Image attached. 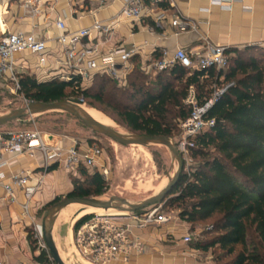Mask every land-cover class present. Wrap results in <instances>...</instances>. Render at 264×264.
Here are the masks:
<instances>
[{
  "label": "trees",
  "instance_id": "trees-1",
  "mask_svg": "<svg viewBox=\"0 0 264 264\" xmlns=\"http://www.w3.org/2000/svg\"><path fill=\"white\" fill-rule=\"evenodd\" d=\"M225 53L232 54L225 72L214 67L190 70L176 63L153 73L134 54L130 58L133 68L123 85L102 73H94L84 85L78 76L68 81L56 76L42 80L22 73L17 92L27 101L75 98L97 102L129 132L176 139L179 123L190 114L185 103L189 89L193 87L202 104L215 89L210 84L217 88L226 84L206 113L214 126L198 136L189 151V158L196 162L182 171L177 186L159 205L177 210L191 228L210 222L205 239L189 242L193 249L220 251L216 258L229 259L226 264H264V59L236 49ZM55 168L50 166L47 173ZM76 171L81 177L72 181L66 197H100L106 192V181L98 170L80 165ZM56 202L57 198L47 206ZM88 217H82L74 228ZM34 261L51 264L44 250Z\"/></svg>",
  "mask_w": 264,
  "mask_h": 264
},
{
  "label": "crops",
  "instance_id": "crops-1",
  "mask_svg": "<svg viewBox=\"0 0 264 264\" xmlns=\"http://www.w3.org/2000/svg\"><path fill=\"white\" fill-rule=\"evenodd\" d=\"M41 1L42 11L36 16H30L23 6V0H0V36L6 31H21L34 34L46 44L44 65L39 63L36 55L28 51L15 54L17 74H32L42 80L55 76L56 72L51 71L56 70L54 60L63 57V46L57 41L60 32L55 26L56 20L64 22L66 32L88 29L85 40L97 44L99 55L118 45L127 49L135 48V55L143 65L155 59L154 53L159 54L162 49L170 53L178 47L196 49L205 39L226 49L246 51L249 55L264 59V0H171V3L145 0V16L139 20H132L123 14L125 0ZM223 1H230V7H221L220 2ZM174 14L193 24L195 28L178 31L170 24V18ZM160 15L164 17L160 19ZM94 19L103 23L113 22L109 40H104L103 35L93 30ZM230 55L227 56L228 59ZM228 66L229 63L224 70L215 69L225 72ZM222 80L223 76H220L219 81ZM8 82V74L5 73L1 77L0 87L4 88ZM219 86L225 87L226 84L220 83L218 88ZM208 87L216 88V85L210 84ZM60 140L65 147L71 145L70 138ZM83 146H88V143ZM2 161L11 164L0 168L5 177L0 183V262L32 264L29 261L31 255L27 237L30 221L38 207L48 204L50 195L59 190L61 186L58 180L64 181L68 172L73 171L55 164V170L46 173L41 183H38L41 180L38 160L25 156L14 159L11 155H3ZM25 172L30 173L27 185L35 188L29 201L27 216L21 209L24 202L21 189H15L14 203L2 201L5 196L2 185L8 183L11 175ZM130 230L133 236L140 238L144 251L141 254H131L127 264H212L208 261L207 252L193 249L190 243L183 242V237L192 236L196 231L181 220L178 214L167 223L142 229L132 222Z\"/></svg>",
  "mask_w": 264,
  "mask_h": 264
},
{
  "label": "built area",
  "instance_id": "built-area-1",
  "mask_svg": "<svg viewBox=\"0 0 264 264\" xmlns=\"http://www.w3.org/2000/svg\"><path fill=\"white\" fill-rule=\"evenodd\" d=\"M150 1L171 3V0ZM23 6L30 16H36L42 11L43 3L41 0H23ZM220 6L229 8L230 1L220 2ZM145 9V0H125L123 14L132 20H139L145 16ZM163 17V15L159 16L160 19ZM170 24L178 31L195 28L193 24L181 19L177 14L170 18ZM55 26L60 32L57 41L63 46V57L54 60L56 70H51L56 72L55 76L58 79L68 81L73 76H78L81 85H84L89 83L94 73H102L107 74L120 85L125 84L127 76L132 70L130 58L136 53L135 48L127 49L118 45L99 55L97 44L85 40L89 33L88 29L66 32L62 20H56ZM92 28L103 35L104 40H109L113 32V22L103 23L94 19ZM45 50V41L37 38L34 34H25L21 31L4 32L0 36V82L2 75L7 73L9 81H12L15 89L18 90L15 54L28 51L36 55L39 63L44 65L46 61ZM225 50L224 46L205 39L203 44L196 49L187 50L178 47L172 53L162 49L159 52V57L146 64V68L156 73L178 63L190 70L209 67L224 70L228 63ZM48 72L46 71V73ZM225 87H216L211 96L202 104L198 102L193 87L189 89L185 103L190 106V114L179 123V133L174 139L182 157L188 158L189 151L195 147V139L214 126V120L208 119L206 113L208 107L220 96ZM23 100L25 104L28 102L24 97ZM60 139L37 130H0V168L11 164V162L2 161L3 155H11L14 159L25 156L39 161L41 180L38 183H41L47 169L55 164L63 166L69 171H74L83 165L90 170H98L103 178L107 175V169L101 160L103 151L96 143L84 147L86 142L71 139V145L65 147L61 145ZM29 178V172L11 175L8 178V183L2 185L5 191L2 201L8 204L16 201L15 189L23 191L24 202L21 204V209L26 216L29 214V201L35 189L27 185ZM4 179V174L0 171V183ZM160 208V205L149 208L142 216H133L131 222L120 217L121 215H89L85 221L73 228V250L68 254V257L78 264H111L114 262L127 264L131 254H141L144 251V244L140 238L131 233L132 222L140 229L167 223L172 218L160 212ZM82 217L84 216L73 221V224ZM38 234L42 239L41 233ZM191 240V235L183 237L184 243H189ZM0 264L3 263L0 262Z\"/></svg>",
  "mask_w": 264,
  "mask_h": 264
},
{
  "label": "rangeland",
  "instance_id": "rangeland-1",
  "mask_svg": "<svg viewBox=\"0 0 264 264\" xmlns=\"http://www.w3.org/2000/svg\"><path fill=\"white\" fill-rule=\"evenodd\" d=\"M19 74L20 73L16 74L17 78ZM24 104L25 102L22 95L17 92L12 81H9L8 85L4 88L0 87V115L12 110V108ZM83 104L86 109L107 119L111 126H114L117 129L127 130L117 120L104 112L103 107L97 102L90 103L89 101H84ZM0 130H37L44 134L59 138H70L78 142L90 141L96 143L103 151L102 164L108 172L104 177L107 184V190L102 196H100L104 199L119 197L130 202L143 201L165 186L168 181V176L172 175L176 167V162L172 165L167 149L162 146H123L116 144L103 136L91 132L78 120L65 113L54 112L24 119L0 127ZM183 161V172L188 171L191 163L196 162L189 157H183ZM80 177L79 171H73L70 173L68 172L64 181L58 180L59 186L61 187L50 195V202L56 198L60 201L62 198L66 197L67 193L72 189V181L75 178ZM51 206L52 204L49 206H47V204L40 205L34 213L30 221V227L27 230L28 243L30 246L29 251L31 255L29 261H31L32 264H37L34 261V257L38 256L41 250H44L47 253L46 249L43 248L44 244L38 233H41L42 217L46 210ZM148 209L149 208H146L138 214L125 213L120 217L126 221H131L133 216L140 217ZM76 211H79L78 206H71L62 210L55 222L54 233L52 234L59 254L66 264H78L68 257V254L73 250L72 232L76 224L71 222V217ZM104 212L105 211L81 212L75 216L74 219L83 215L86 216V214L95 215L103 214ZM160 212L171 216V218L178 214L177 210L166 208L163 204H161ZM193 230L196 232L191 238L205 239L203 238V233L209 232L210 222L197 224L193 227ZM236 250L239 251L240 247H237ZM207 255L208 261L212 264H226L229 261L227 258L223 260L220 258L217 260L216 255H221L220 251L210 250L207 252ZM51 264H53L52 261Z\"/></svg>",
  "mask_w": 264,
  "mask_h": 264
},
{
  "label": "water",
  "instance_id": "water-1",
  "mask_svg": "<svg viewBox=\"0 0 264 264\" xmlns=\"http://www.w3.org/2000/svg\"><path fill=\"white\" fill-rule=\"evenodd\" d=\"M79 103H83V101L81 99L75 98H65L50 102L28 101L26 104L12 108V110L0 115V127L49 113H65L78 120L91 132L103 136L116 144L123 146H162L167 149L172 165H174L176 162V167L172 175L168 176V181L164 187H162L154 195L140 202H130L119 197H110L107 199L101 197H64L60 201L54 203L46 210L41 221L42 240L48 256L53 264H66L59 255L51 232L50 221L54 213L71 206H78L81 211L102 209L133 214L136 211L157 206L162 203L166 196H168L177 186L184 165L183 157L178 152L173 138L166 136L150 137L146 135H139L124 129H117L113 126L103 125L81 110L80 106L78 105ZM79 213L80 211H76L72 215L71 222H73L75 216H77Z\"/></svg>",
  "mask_w": 264,
  "mask_h": 264
},
{
  "label": "bare ground",
  "instance_id": "bare-ground-1",
  "mask_svg": "<svg viewBox=\"0 0 264 264\" xmlns=\"http://www.w3.org/2000/svg\"><path fill=\"white\" fill-rule=\"evenodd\" d=\"M81 108V110H83L85 113H87L89 116H91L93 119H95L97 122L103 124V125H108V126H111L109 124V122L107 121V119H105L104 117L98 115V114H95L93 112H91L90 110L86 109L83 105V103H79L78 104ZM114 127V126H113ZM62 211V210H61ZM61 211H58L56 213L53 214V216L51 217V221H50V225H51V232L53 234V228H54V225H55V222L59 216V214L61 213ZM80 213L81 212H101V211H105L103 214L105 215H123L125 213L123 212H118V211H114V210H102V209H90V210H82L79 209ZM106 211H109V212H106ZM79 213V214H80ZM80 218V217H79ZM77 218V219H79ZM77 219H74L73 221L77 220ZM58 250V249H57ZM59 252V251H58ZM60 255V254H59ZM61 257V256H60ZM62 259V258H61Z\"/></svg>",
  "mask_w": 264,
  "mask_h": 264
}]
</instances>
